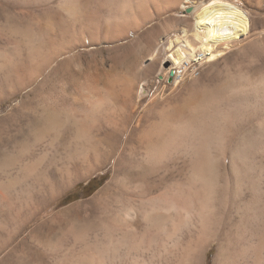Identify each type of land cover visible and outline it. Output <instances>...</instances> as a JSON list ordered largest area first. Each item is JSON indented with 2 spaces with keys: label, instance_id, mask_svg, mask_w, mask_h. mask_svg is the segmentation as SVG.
Wrapping results in <instances>:
<instances>
[{
  "label": "rangeland",
  "instance_id": "1",
  "mask_svg": "<svg viewBox=\"0 0 264 264\" xmlns=\"http://www.w3.org/2000/svg\"><path fill=\"white\" fill-rule=\"evenodd\" d=\"M183 1L0 0V264H264V184L231 177L235 119L216 116L231 106L221 91L244 74L261 89L240 137L264 144L255 125H264V39L197 62L194 77L170 78L166 38L193 21ZM240 4L254 31L264 29V0ZM192 77L206 95L172 119L166 104ZM152 108L148 133L139 135ZM176 154L185 162H173ZM171 171L190 192V211L171 209L159 230L139 215L126 229L124 202L139 204ZM121 232L137 244L126 239L127 248L100 256L94 246Z\"/></svg>",
  "mask_w": 264,
  "mask_h": 264
},
{
  "label": "bare ground",
  "instance_id": "2",
  "mask_svg": "<svg viewBox=\"0 0 264 264\" xmlns=\"http://www.w3.org/2000/svg\"><path fill=\"white\" fill-rule=\"evenodd\" d=\"M242 1L248 2L251 0H184L183 1V4L181 7H185L186 5H190L193 8V11H192L193 21L188 25V28L182 29L181 33H174L172 36L166 38V43L168 44V46H167V49L164 51V53H165V61L167 60L170 62V66L168 67V69H171L169 71V77L170 78L182 80L188 73L193 75L194 69L197 68L196 67L197 62L211 61V60L219 57L220 55L222 56L223 54H226L228 51H230L232 49V47L234 45L249 41L255 36H261L264 39V29L259 30V31H254V28H253L254 23H253L252 17L250 16V12H249V10H247L243 6H241L240 2H242ZM79 10L81 11V9H79ZM77 12H79V11H77ZM16 30L18 33L21 32V30H19L18 28ZM151 56L153 58L154 54H151ZM171 71H173L172 75H170ZM193 77H194V75H193ZM191 79H190V82L187 80L189 83L185 86V91H183L176 98H174V100L172 102H169L166 104L167 107L169 106L172 109V119L182 118V116H184L185 113H188L189 110L193 111L192 109L195 106V103L202 96L206 95L205 93L204 94L202 93V91L200 90V87L198 88L196 86L198 83V80L195 78H193L192 80ZM256 83L257 82L252 84V82L249 81V78L245 77L244 74L238 72L237 78L235 80H233L232 83L230 84L231 88H228V89L225 88L221 91V93L223 92V94L227 93L228 97L230 98V102H231L230 110H228V112H226V113L219 112V113H217L216 116L222 117L223 119H235V121L232 124V129H231L232 135L234 137L233 138L234 140H233L232 152L230 153L231 177L235 179L236 174L242 175V173H244L245 175H249L248 177L250 178V180L253 183H255L256 186H258V184H261V183L264 184V144L262 146H260L259 143L256 142L257 140L255 141V139H254L255 142H253L252 145L250 143L249 144L244 143L242 140L243 137L242 138L240 137L241 132L243 131L245 126L248 124L250 125L253 122L250 120V119H252V117H251V113H249L250 111L248 112V108L250 106V102L253 99V97L255 95L259 94L258 92L261 89V87L259 89L256 88V85H254ZM143 93H144V90L141 89L140 93H139L140 96ZM157 111H158L157 108H152L148 111V114L146 115L145 123L144 124L141 123L143 126H139L138 130H136L139 135L140 134L145 135L146 133H148L146 131H147V128L150 124L149 118L153 117L157 113ZM255 114H257V112ZM255 125H257V130L261 131L262 136H264V125L262 124L263 126L261 127V123H258V122H255ZM150 126H151V124H150ZM172 126H173V124H172ZM173 129H175V127ZM154 133H156V131ZM34 134H35L34 138H39V140H40V138L43 137L44 132H43V130L40 129L38 131H35ZM136 137H138V136H136ZM145 137H147V136H145ZM262 138L264 139V137H262ZM144 139L142 141H144ZM146 141H147V139H146ZM148 144H149V142H148ZM141 146H142V144H141ZM174 147H175V145L173 146V148ZM147 148L149 149L148 146H147ZM258 148H261V149H258ZM258 150H260L262 152L263 158L259 159V157L257 156V154L260 152ZM172 151H176V150H172ZM145 154H146V158H147L148 157L147 155H149V154H147V153H145ZM176 155L173 156V162H176L177 160L178 161L182 160L181 162H185V160H183L184 159L183 155H177V156ZM151 161H152V159H151ZM34 162H36V161H34ZM171 164H172V162H171ZM176 164H178V163H176ZM237 165L238 166L242 165L243 167L238 168ZM32 167H33V164L29 166V170H31ZM162 168H164V167H162ZM33 170L35 171V168L32 169V171ZM180 170L178 171V175H180ZM152 171H154V170H152ZM155 171H156V168H155ZM161 171H162V169H161ZM149 172L150 171H148V173ZM156 172H158V171H156ZM167 172H168V170H167ZM28 173H29V171H28ZM193 173H194L193 174L194 176L200 177L202 180L205 181V183H207L209 181L210 175L205 173V171H202V172L201 171H197V172L194 171ZM185 174H186V172H185ZM162 175H164V174H162ZM132 177H133V175H132ZM158 180L161 181V183H164V186L157 184V182H155V181L152 182V184L148 183L149 186L147 188H148V191H150V193H152V195L148 194L149 196H147V195L144 196V194H143L142 196H140V198L138 200L140 202L139 204L135 203L134 201H129L128 199L124 202L123 207L121 208L122 209L121 211L123 212L122 215L124 214L127 218L131 219V220L127 221V223L125 225L126 229H128V230L132 229V224H133L132 219H134L135 217L140 215L142 217V221H144V226L146 225L145 227L147 229H148V227H150V229L152 227L153 230L154 229L159 230V229H161L162 225L164 223H166V219L168 217V212L171 209L172 210L175 209V212H177L176 209L178 211L180 210V212L181 211L184 212V210L186 212V209H187L186 202H187V199H189V196H190L189 193L190 192L187 193V191H188V190L186 191L187 188L185 189V186L183 187V185H186V184H184V182L182 181V178L179 176L177 177L176 174L171 171L170 173H168L164 177H162V180L159 178H158ZM138 184H140V183H138ZM109 185L110 184H108L107 186H109ZM250 185H251V182H250ZM140 186H142V185H139V187ZM204 186H206V185H204ZM191 188H193V187L191 186ZM236 188L237 187L233 188V191L231 194L234 195V194H238L240 192V190L236 189ZM103 189H104V187H103ZM140 189H142V188H140ZM253 189H254V186H253ZM108 190H109V188H108ZM145 192H147V190ZM254 192H255L254 197L259 199L260 197H256V196H259L260 194L258 195V192L256 190ZM254 192H252V193H254ZM262 193L264 196V192H261V194ZM138 194H140V192H138ZM192 195L193 194H191V196ZM228 195H230V194H228ZM110 196H111V194H110ZM196 196L197 195H195V197ZM192 197H194V195ZM145 200L149 201L148 203L151 202V205L149 207H146V205L144 203ZM189 200H191V198ZM261 205H263L262 206V208H263L264 207V199L262 200ZM261 205H260V207H261ZM119 206H121V205H119ZM192 208L194 209L195 207L192 206ZM187 210H189V209H187ZM121 211L119 213H121ZM193 212H195V211L193 210ZM195 214H197V211L195 212ZM125 220H126V218H125ZM140 220H141V218H140ZM167 220L169 221V219H167ZM138 222H137V224H138ZM164 227H165V225H164ZM112 230H114L113 232H115L117 229H116V227H112V229H110V231H112ZM81 231H82V229H81ZM126 237H127L126 233H123V232H121L120 235L116 234V236L114 238L112 237L113 239H111L109 237V239H111V240L107 243V245L104 242V244H102L101 246H98L99 248H97V249H96V246H94L95 250L98 251L97 253H99L100 256L101 255L104 256V255L110 253V251H112V253H114L118 248L120 249V247H123L126 239L131 242V240L128 239L129 237L128 238H126ZM135 242L136 241H134V242L132 241L130 243V246L134 247L137 244ZM124 246H126V248H127L126 243ZM129 248L130 247H128V249ZM252 248L255 252L258 251V245L254 246ZM116 253H118V252L116 251ZM111 255L113 256L114 254H111ZM115 257H116V255H115Z\"/></svg>",
  "mask_w": 264,
  "mask_h": 264
},
{
  "label": "water",
  "instance_id": "3",
  "mask_svg": "<svg viewBox=\"0 0 264 264\" xmlns=\"http://www.w3.org/2000/svg\"><path fill=\"white\" fill-rule=\"evenodd\" d=\"M172 74H173V71L170 72V75H172Z\"/></svg>",
  "mask_w": 264,
  "mask_h": 264
}]
</instances>
